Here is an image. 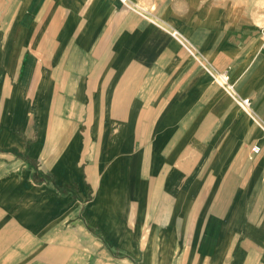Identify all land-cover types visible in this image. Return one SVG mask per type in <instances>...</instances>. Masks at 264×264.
Listing matches in <instances>:
<instances>
[{
	"label": "crops",
	"instance_id": "obj_1",
	"mask_svg": "<svg viewBox=\"0 0 264 264\" xmlns=\"http://www.w3.org/2000/svg\"><path fill=\"white\" fill-rule=\"evenodd\" d=\"M0 264H264V0H0Z\"/></svg>",
	"mask_w": 264,
	"mask_h": 264
},
{
	"label": "built area",
	"instance_id": "obj_2",
	"mask_svg": "<svg viewBox=\"0 0 264 264\" xmlns=\"http://www.w3.org/2000/svg\"><path fill=\"white\" fill-rule=\"evenodd\" d=\"M214 79L217 83L220 85L224 86L225 89L231 93V96L233 97L234 101L247 113H252L251 111V106H250V101L247 97H242L238 95L236 92L233 91V87L229 82L228 75L225 72H215L214 73ZM259 147L254 145L252 147V152L253 153H258Z\"/></svg>",
	"mask_w": 264,
	"mask_h": 264
},
{
	"label": "rangeland",
	"instance_id": "obj_3",
	"mask_svg": "<svg viewBox=\"0 0 264 264\" xmlns=\"http://www.w3.org/2000/svg\"><path fill=\"white\" fill-rule=\"evenodd\" d=\"M250 1H252V0H250Z\"/></svg>",
	"mask_w": 264,
	"mask_h": 264
}]
</instances>
